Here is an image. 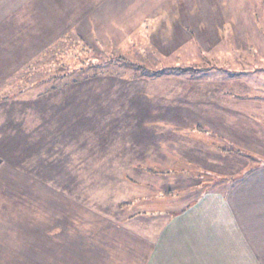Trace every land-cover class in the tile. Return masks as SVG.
I'll use <instances>...</instances> for the list:
<instances>
[{"label": "rangeland", "instance_id": "obj_1", "mask_svg": "<svg viewBox=\"0 0 264 264\" xmlns=\"http://www.w3.org/2000/svg\"><path fill=\"white\" fill-rule=\"evenodd\" d=\"M2 1L0 264L49 259L34 234L56 215L94 225L113 219L97 210L165 190L179 207L204 187L156 164H202L225 193L261 163L264 0Z\"/></svg>", "mask_w": 264, "mask_h": 264}, {"label": "crops", "instance_id": "obj_2", "mask_svg": "<svg viewBox=\"0 0 264 264\" xmlns=\"http://www.w3.org/2000/svg\"><path fill=\"white\" fill-rule=\"evenodd\" d=\"M28 7L30 4L24 8ZM207 149L211 151L210 145ZM151 151L158 152L155 148ZM259 151L261 163L225 193L208 187L179 207L172 204L181 202L176 200L178 195L167 193H161L160 200L153 199L156 196L133 199L127 205H134L132 209L126 206L106 215L97 210V216L113 219L94 225L74 224L73 220L59 224L56 215L55 223L36 229L34 234L35 244L49 250V259L41 257V264H63L58 257L63 250L64 264H264L263 141ZM183 162L180 167H192ZM138 164L130 166L145 168ZM155 166L151 168H168ZM193 166L206 168L197 163Z\"/></svg>", "mask_w": 264, "mask_h": 264}, {"label": "trees", "instance_id": "obj_3", "mask_svg": "<svg viewBox=\"0 0 264 264\" xmlns=\"http://www.w3.org/2000/svg\"><path fill=\"white\" fill-rule=\"evenodd\" d=\"M90 49H89V47H87V49H86V51L88 52ZM81 65H83V64H81ZM88 65H90V66H87L86 68H90L91 66H92V64H88ZM86 68H84V69H82V70H80V71H85V72H81L80 73V75L79 74H77V77L76 76H72L70 73H69V75L70 76H68V75H66V76H64V77H61V79H65V82H63L64 83V85L66 86L67 84H74V83H77L78 81H84L85 79H87L88 77H90L91 75H94V74H89V73H87V72H89V70H85ZM65 73H66V71H65ZM78 73H79V71H78ZM156 76L158 75V74H155ZM70 78V79H69ZM64 85H62V86H64ZM58 88H60V87H50V88H48V90H45V93H48V92H50V91H55V90H57ZM62 88V87H61ZM20 91V90H19ZM23 92H19V94H22ZM4 98H11V96L10 95H7V96H5ZM228 142V141H227ZM217 147V146H216ZM218 148H221V150L222 151H227V149H224V147H219L218 146ZM228 151H230V152H235V153H237V154H242V155H249V157H252V154H249L248 152H246L245 150H242V149H240V148H238L237 146H233V147H231ZM251 168V167H250ZM250 168H248V169H246L245 171H243V172H245V173H243V172H241L240 173V175H239V177L238 178H236V179H241L244 175H246L247 173H248V171L250 170ZM193 169H196L194 172H195V174H193V172H192V170L191 169H189V168H183V167H174V168H168V169H165V170H162V169H156V170H153V169H148L147 171H148V173H155V174H158V175H160L161 177H163L164 178V176L165 175H169L170 173H183V174H185L187 177H190V178H198L199 179V181L200 182H202L203 183V186L204 187H202V189H201V191H207L208 189V183H209V178H210V174H208V172L207 171H205V172H203V170H201V169H199V168H197V167H195V168H193ZM205 173V174H204ZM204 175H206L207 176V179L206 178H204ZM217 177V176H216ZM128 178V177H127ZM129 179V178H128ZM220 179H222L221 181H223V180H227L226 178H221V176H219V177H217L216 178V181H219ZM235 179V180H236ZM130 180V179H129ZM229 180V179H228ZM234 180V181H235ZM233 179L232 180H229V182L232 184L233 182ZM212 183V182H211ZM162 193H167V194H170L171 193V191L170 190H165V192H162Z\"/></svg>", "mask_w": 264, "mask_h": 264}]
</instances>
